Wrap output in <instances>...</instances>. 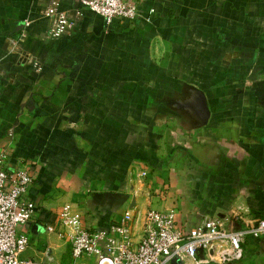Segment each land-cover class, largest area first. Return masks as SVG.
Masks as SVG:
<instances>
[{
  "label": "crops",
  "instance_id": "0c3cea01",
  "mask_svg": "<svg viewBox=\"0 0 264 264\" xmlns=\"http://www.w3.org/2000/svg\"><path fill=\"white\" fill-rule=\"evenodd\" d=\"M50 2L76 21L57 38L41 14ZM138 9L145 20L107 23L77 0H0V151L33 177L21 258L72 263L65 203L89 230L131 210L135 241L150 209L184 227L264 217V0ZM226 264H264V236Z\"/></svg>",
  "mask_w": 264,
  "mask_h": 264
},
{
  "label": "built area",
  "instance_id": "2783aa9c",
  "mask_svg": "<svg viewBox=\"0 0 264 264\" xmlns=\"http://www.w3.org/2000/svg\"><path fill=\"white\" fill-rule=\"evenodd\" d=\"M138 1L77 0L107 23L145 20ZM41 14L49 20L47 34L52 38L69 33L76 26V21L54 2L48 3ZM29 23V19L24 20L25 26ZM6 157L0 151V264H39L21 258L28 237L16 233V228L26 224L35 212L34 203L22 199L33 177L26 169H6ZM145 174L142 171L140 176ZM130 211L126 210L107 231L89 230L81 226L72 205L65 203L58 221L70 244L71 264H80L81 257L91 255L96 257L95 264H168L172 259L182 264H226L242 259L247 237L264 236V217L245 223L240 215L232 213L231 218L244 222L242 227L234 229L226 228L223 220L214 217L202 220L197 226L184 227L177 224L173 209H150L143 217L141 233L135 241L134 214Z\"/></svg>",
  "mask_w": 264,
  "mask_h": 264
}]
</instances>
